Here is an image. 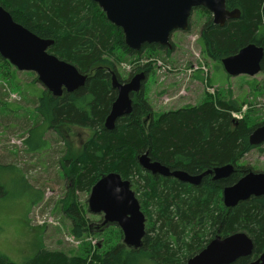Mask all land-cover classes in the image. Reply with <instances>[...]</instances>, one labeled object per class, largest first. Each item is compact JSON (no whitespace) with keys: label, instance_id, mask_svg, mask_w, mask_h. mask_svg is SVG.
Here are the masks:
<instances>
[{"label":"trees","instance_id":"obj_1","mask_svg":"<svg viewBox=\"0 0 264 264\" xmlns=\"http://www.w3.org/2000/svg\"><path fill=\"white\" fill-rule=\"evenodd\" d=\"M0 6L14 22L41 39L51 40L49 54L71 64L87 77L82 88L70 94L63 92L61 97L41 90L34 110L48 124L47 128L60 136L63 127L92 130L77 156L65 153L59 161L69 189L90 192L102 176L116 173L130 182L146 217L145 236L139 248L127 247L119 228L109 225L107 228L112 233L108 241L114 239V243L104 251L100 242L91 245L86 241L105 232L102 217L100 225H91L75 199L66 195L59 203L72 222L71 235L80 241L76 254L40 247L23 264H185L213 238L238 232L252 240L253 251L250 257L240 258L233 264H249L264 252V197H251L233 208H225L222 202L224 188L249 173L264 174L240 164L251 151L264 152L262 146L249 144V136L264 125V118L247 109L241 120L233 119L231 113L240 112L245 102L219 92L205 94L198 104L155 116L143 83L141 91L131 96V114L117 120L114 129L108 131L103 124L116 99L112 77L119 83H127L138 73H144L147 79L153 72L152 62H148L123 78L118 66L144 55L146 59L161 53L170 55L173 46L172 50L154 44L144 45L138 52L129 50L121 29L109 23L91 0H0ZM225 8L237 10L240 15L223 27L213 23L209 12L199 9L207 19L200 28L198 44L202 54L220 67L224 58L237 54L249 44L264 51V0H227ZM0 68L3 77L11 76L9 69H15L1 57ZM260 69L264 74V56ZM34 82H38L37 77ZM30 133L31 130L26 145L30 151L39 150L30 145ZM43 141L40 136L39 144ZM144 153L170 171L191 176L228 165L234 171L217 181L204 176L199 185L193 186L142 170L138 157ZM4 171L16 170L0 164V172ZM33 197L31 205L40 202V194ZM0 264L14 263L0 253Z\"/></svg>","mask_w":264,"mask_h":264},{"label":"rangeland","instance_id":"obj_2","mask_svg":"<svg viewBox=\"0 0 264 264\" xmlns=\"http://www.w3.org/2000/svg\"><path fill=\"white\" fill-rule=\"evenodd\" d=\"M206 19L205 14L194 9L189 20V31L171 34L170 42L174 49L170 55L161 53L150 59H146V55L138 60L132 58L130 63L118 66L119 74L125 78L136 67L152 62L153 72L148 75L143 87L155 116L185 105L198 104L205 94L219 92L238 102L244 101V114L247 109H252L255 115L264 118V74L260 72L254 77L230 78L222 67L204 56L197 40ZM200 64L206 73L196 71V77H187L186 71ZM15 70L9 69V77L0 75V164L18 170L28 188L26 190L22 182L21 190L14 188L11 175L6 171L0 173V185L9 192L7 197L0 199V212L13 208L12 212L0 213L5 216L0 217V253L14 264H23L40 247L63 251L68 255L76 254L80 241L71 235L72 222L61 210L60 201L73 197L78 209L84 211L85 218L93 226L100 225L101 216L87 211L90 192H72L68 189L59 164L65 153L74 157L81 152L92 130L77 126L63 127L60 136L47 128L48 124L34 112L43 86L34 82V73ZM166 97L172 100L164 104ZM30 130V145L39 150L30 151L25 143ZM40 136L44 141L39 144ZM240 164L254 168L256 172H264V152L253 150ZM19 191L20 196L26 199L21 222L14 213V207L21 200ZM39 194L40 202L31 205L30 199ZM111 230L107 228L101 236H90L86 241L91 245L100 242L105 251L114 243V239L108 241Z\"/></svg>","mask_w":264,"mask_h":264},{"label":"water","instance_id":"obj_3","mask_svg":"<svg viewBox=\"0 0 264 264\" xmlns=\"http://www.w3.org/2000/svg\"><path fill=\"white\" fill-rule=\"evenodd\" d=\"M102 10L109 23L120 28L125 46L138 52L144 45H158L172 50L170 37L173 32L188 31L194 9H204L211 14L215 25L223 27L227 21L239 18L237 10L227 11V0H91ZM51 40L37 37L25 27L14 22L11 15L0 6V57L18 72H31L38 82L54 97H61L82 88L86 75L80 74L71 64L48 53ZM264 51L254 44L244 46L237 54L224 58L221 66L231 78L254 77L261 72L260 63ZM146 80L144 73L134 75L127 83L117 82L112 77L116 99L105 118L104 128L114 129L117 120L132 112L133 94L141 91ZM249 144L258 147L264 144V125L249 136ZM142 170L152 175L172 177L180 182L197 186L204 176L213 181L229 177L232 165L214 168L198 176L182 171H170L158 162H153L147 153L138 157ZM251 197H264V174L249 173L237 183L222 191L225 208H233ZM87 211L102 217L101 225H115L122 233V242L129 248H139L145 236L146 217L128 180L116 173L102 176L91 188ZM253 242L243 232L227 237L219 236L209 241L204 249L189 258L185 264H233L240 258L252 255ZM249 264H264V252Z\"/></svg>","mask_w":264,"mask_h":264},{"label":"flooded vegetation","instance_id":"obj_4","mask_svg":"<svg viewBox=\"0 0 264 264\" xmlns=\"http://www.w3.org/2000/svg\"><path fill=\"white\" fill-rule=\"evenodd\" d=\"M173 46V45H172ZM174 49V48H173ZM1 173V172H0ZM10 175H11V178H12V182H13V186L14 188H17L19 187V189L21 190V182L24 184V188L27 190L26 188V184L24 183L23 181V177L21 175V173L16 170L15 172L11 173V172H8ZM62 176L64 178L65 175H63L62 173ZM69 189V187H68ZM70 190V189H69ZM20 193L21 191H19L18 193V196H20ZM9 194L8 190L5 189L4 186L0 185V199L4 198V197H7ZM17 193H15L16 195ZM20 199L19 202L16 204V206L14 207V213L17 216V219L19 222L22 221L21 217H22V214H24V211H25V204H26V199L23 198L22 196H20ZM30 206V205H29ZM13 208L10 209V210H7V211H1L0 213H3V212H12ZM0 217H5L4 214H0Z\"/></svg>","mask_w":264,"mask_h":264},{"label":"built area","instance_id":"obj_5","mask_svg":"<svg viewBox=\"0 0 264 264\" xmlns=\"http://www.w3.org/2000/svg\"><path fill=\"white\" fill-rule=\"evenodd\" d=\"M196 71H200L201 73H206L205 72V68H204V66L202 65V64H200L199 65V67H195V68H192V69H189V70H187L186 72H187V77H192L193 76V74L196 72ZM193 73V74H192ZM172 100V98H168V97H166L165 99H164V104H166L167 102H169V101H171ZM245 110V107H243V109H242V111H244ZM242 111L241 112H237V113H232L231 115H232V117L233 118H235L236 120H240L241 118H242Z\"/></svg>","mask_w":264,"mask_h":264},{"label":"crops","instance_id":"obj_6","mask_svg":"<svg viewBox=\"0 0 264 264\" xmlns=\"http://www.w3.org/2000/svg\"><path fill=\"white\" fill-rule=\"evenodd\" d=\"M196 77V76H195ZM197 77L200 79V77L198 76V74H197Z\"/></svg>","mask_w":264,"mask_h":264}]
</instances>
